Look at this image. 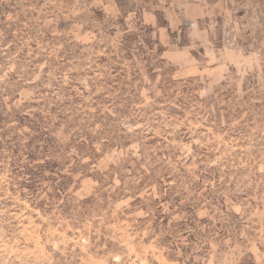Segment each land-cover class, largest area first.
<instances>
[{"label": "rangeland", "instance_id": "obj_1", "mask_svg": "<svg viewBox=\"0 0 264 264\" xmlns=\"http://www.w3.org/2000/svg\"><path fill=\"white\" fill-rule=\"evenodd\" d=\"M211 1L0 0V264H264V0Z\"/></svg>", "mask_w": 264, "mask_h": 264}, {"label": "crops", "instance_id": "obj_2", "mask_svg": "<svg viewBox=\"0 0 264 264\" xmlns=\"http://www.w3.org/2000/svg\"><path fill=\"white\" fill-rule=\"evenodd\" d=\"M170 9L165 18L169 21L179 19V26L186 27L190 31V43H192L194 31H200V21L212 18L218 14V6L211 0H161ZM214 13V15H213ZM193 39V40H192Z\"/></svg>", "mask_w": 264, "mask_h": 264}]
</instances>
